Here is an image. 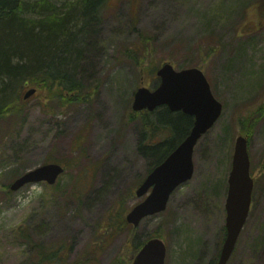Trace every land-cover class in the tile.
<instances>
[{
	"label": "rangeland",
	"instance_id": "rangeland-1",
	"mask_svg": "<svg viewBox=\"0 0 264 264\" xmlns=\"http://www.w3.org/2000/svg\"><path fill=\"white\" fill-rule=\"evenodd\" d=\"M135 1H111L85 41L78 79L96 91L90 104L51 108L38 92L23 120H0V185L45 164L66 168L57 190L37 183L13 196L0 192V264H31L33 251L16 235L21 227L38 243L65 241L72 257L79 255L110 208L146 177L140 132L128 121L137 89L158 84L156 76L155 82L140 77L127 53L143 48V36L151 38L158 63L172 59L179 71L200 67L223 113L195 149L193 178L173 193L165 212L141 223L137 240L162 239L165 264L216 262L240 121L263 108L249 143L252 209L228 264H264V0ZM80 190L86 194L81 208L73 197ZM142 200L135 194L125 208ZM127 240L118 237L102 264H112Z\"/></svg>",
	"mask_w": 264,
	"mask_h": 264
},
{
	"label": "trees",
	"instance_id": "trees-1",
	"mask_svg": "<svg viewBox=\"0 0 264 264\" xmlns=\"http://www.w3.org/2000/svg\"><path fill=\"white\" fill-rule=\"evenodd\" d=\"M111 1L0 0V120L24 119L27 101L23 93L28 88L37 89L41 100L51 108L63 110L90 104L96 91L78 79L83 49L96 23L109 10ZM130 1L132 6L136 4L135 0ZM150 41L151 38L143 36V48L135 46L127 53L140 77L153 78L155 82L157 70L167 61L174 62L167 59L158 63ZM262 110L240 121L241 134L249 140ZM128 121L136 124L140 132L138 152L148 160L147 175L176 150L194 124L192 117L182 112L173 113L167 107L154 112L132 111ZM56 186L60 183L57 182L54 190L58 189ZM0 192L6 196L15 194L6 184L0 185ZM85 196L81 190L74 193L79 208ZM125 197L118 199L98 224L94 242L75 257H72L73 247L65 241L45 246L33 240L28 229L22 227L16 235L33 251L28 256L31 264H102L105 250L122 234H127L128 240L112 264H132L143 245L157 236H148L143 242L137 240L138 229L126 221L131 209L125 208L126 202L135 198V191H128Z\"/></svg>",
	"mask_w": 264,
	"mask_h": 264
},
{
	"label": "water",
	"instance_id": "water-1",
	"mask_svg": "<svg viewBox=\"0 0 264 264\" xmlns=\"http://www.w3.org/2000/svg\"><path fill=\"white\" fill-rule=\"evenodd\" d=\"M156 75L160 82L158 87H141L136 91L133 111L154 112L158 108L167 107L173 113L182 112L193 117L194 125L187 138L136 190L137 198L144 200L126 216L127 223L134 228H138L145 219L165 212L172 194L193 178L195 148L223 113V105L215 98L202 70L190 68L178 71L166 63L158 69ZM36 93V89H31L24 95V99L29 100ZM64 172L65 168L60 164H46L20 176L11 184L10 190L18 192L27 185L37 183L53 186ZM228 184L227 237L218 264H228L251 209L254 180L251 176L248 139L244 136L236 139ZM166 257V244L154 238L144 244L132 264H165Z\"/></svg>",
	"mask_w": 264,
	"mask_h": 264
},
{
	"label": "flooded vegetation",
	"instance_id": "flooded-vegetation-1",
	"mask_svg": "<svg viewBox=\"0 0 264 264\" xmlns=\"http://www.w3.org/2000/svg\"><path fill=\"white\" fill-rule=\"evenodd\" d=\"M226 227H225V236H226ZM219 258H220V254H219V256H218V258H217V260H216V262H214L213 264H218V262H219ZM210 264H212V262H210Z\"/></svg>",
	"mask_w": 264,
	"mask_h": 264
}]
</instances>
